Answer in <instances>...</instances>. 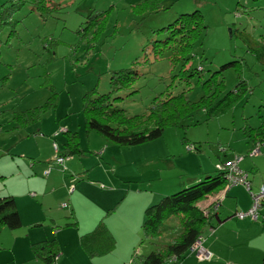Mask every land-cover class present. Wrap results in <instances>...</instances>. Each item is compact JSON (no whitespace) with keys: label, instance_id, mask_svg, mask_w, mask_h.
Instances as JSON below:
<instances>
[{"label":"rangeland","instance_id":"374dc122","mask_svg":"<svg viewBox=\"0 0 264 264\" xmlns=\"http://www.w3.org/2000/svg\"><path fill=\"white\" fill-rule=\"evenodd\" d=\"M52 1L63 7L61 14L44 18L20 0H0V174L17 168L25 155L27 158L34 155L35 161L54 162L65 149L67 134L64 132L70 130L76 134L84 153L73 155L71 163L66 162L63 168L46 165L58 185L62 184L68 167L73 168L80 160L87 166L86 173L91 180L101 176L104 170L115 175V184L98 179L95 185L101 191L112 190L124 195L128 190L136 193V186L144 193H153L157 204L163 197L191 186L194 177L214 175L222 150L238 158L251 156L250 151L247 154L244 128L257 127L264 120V62L261 58L264 0H150L147 5H141L145 0ZM137 4L141 6L132 7ZM157 4L159 10L155 9ZM194 11H200L207 30L196 43L187 66L203 69L200 76L205 79L204 84L211 78V72L221 70L224 78L220 92H216L215 85H207L206 94L203 83L195 85L196 76L188 80V85L186 79L179 78V67L170 65L167 56L155 60L150 53L151 43L163 38L157 31L173 23L179 15ZM99 12L106 13L103 14L104 27L96 40L91 41L90 34L82 36L78 30L87 17ZM146 57L150 62L141 63ZM135 61L139 63L136 69L140 77L131 90L112 95L123 98L115 102V106L124 109L128 116H145L146 119L150 116L151 122L156 119L152 115L158 117L164 111L167 114L173 106L183 102V97L192 108L175 116L172 123H165L164 132L157 140L125 148L87 130L83 98L91 92L107 94L111 73L131 68ZM242 82L247 92L241 85L237 87ZM231 91L237 93L234 100L226 96V103L220 104V112L214 116L207 114ZM208 96L210 99L206 100ZM47 101L53 106L37 123L25 129H14L16 116L22 118L26 115L24 112ZM187 108L184 105L182 109ZM52 125L57 132L48 140L38 137L39 127L49 129ZM21 138H37L41 145L32 149L30 144L20 141ZM113 169L117 170L114 174ZM73 178L79 179L76 175ZM14 179L12 176L0 179V191L14 188L15 195L19 196L23 188ZM79 191L88 198L94 197L86 182L81 183ZM50 194L54 198L62 197L54 203L53 212L67 206L69 187L65 193L57 190ZM176 225V220L168 222L169 227ZM10 232L5 228L0 241L12 245ZM73 233L67 231L59 239H70ZM206 233L210 230L205 231L203 241ZM167 234L168 237L158 242L141 241L135 261L174 241L176 236ZM13 247L10 249L18 258L22 257L19 247H14L15 250ZM62 248L65 250L61 261L66 263L72 245L70 242L62 244ZM7 264H13L12 260Z\"/></svg>","mask_w":264,"mask_h":264},{"label":"crops","instance_id":"0c3cea01","mask_svg":"<svg viewBox=\"0 0 264 264\" xmlns=\"http://www.w3.org/2000/svg\"><path fill=\"white\" fill-rule=\"evenodd\" d=\"M38 129V133H40L38 137L46 140L51 137V134L57 132L54 125L49 129L43 127ZM20 141L30 144L32 149L39 148L41 145L37 138L26 140L21 138ZM246 147L247 154L253 147H259L258 154L246 155L241 158L242 161L238 162L240 170L248 175L251 191L256 193L264 185V141L259 144L247 142ZM33 157L35 156L27 158L25 155L24 161L18 164L17 168L0 174L2 180L7 176L14 177L17 184L23 188L19 196L15 195L14 188L13 191H10L9 187L7 191H0V197H13L21 219V227L9 233L12 236V245L3 240L0 241V264H7L10 260L13 264H43L33 254L32 247L34 244L51 239L57 240L59 246L55 264H137L135 253L137 255L136 249L141 244L144 211L157 201L153 193H144L142 192L144 190H140L136 186V193L128 190L124 195L117 194L112 190L101 191L95 185L98 179L108 184H115L117 182L113 178L115 175L112 176L104 170L101 176L91 180L86 173L87 166L80 160L76 161L73 168L68 167V174L66 173L62 177V184L58 185L57 179L51 178V174L44 175L47 171L46 165L57 166L58 164L55 161V163L35 161L36 158ZM235 157H237L236 154L227 153L224 150L218 155L221 162L232 161ZM70 160L67 162L71 163ZM48 170L51 169L48 168ZM116 172V169L111 170L112 174ZM73 175L78 176V181L73 178ZM201 175L194 177L191 180L192 184L205 177ZM208 175L210 174L206 176ZM77 182L82 184L86 182L92 188L93 199L88 198L83 191H79L81 183L76 185ZM66 187H69L71 194L66 201L68 209L60 207V211L53 212L54 203L62 197L54 198L51 196L53 194L48 195V193H55L57 190H63L65 193ZM101 188H103V184ZM113 203L114 206H112ZM198 206L201 209L212 206L209 207L212 212L211 216H213L212 227L206 229L210 230V233H206L207 237L203 241V247L211 254L210 259L200 261L190 249L181 261L168 260L164 264H264V220L261 218L239 220L235 217L237 212H245L251 206L250 194L244 187L224 186L219 192L199 203ZM261 213H264V208ZM101 222L113 238L112 248L108 254L103 256L89 255L84 252L81 246L82 235L92 232ZM66 223H72V225L63 228L62 226ZM67 231L74 232L72 237L59 239ZM69 242L72 249L67 253L66 263H64L61 261L65 250L62 248V244L66 245ZM13 245L16 248L19 247L22 255L19 258L21 259L10 249ZM18 260L20 262H16Z\"/></svg>","mask_w":264,"mask_h":264},{"label":"trees","instance_id":"16d2710c","mask_svg":"<svg viewBox=\"0 0 264 264\" xmlns=\"http://www.w3.org/2000/svg\"><path fill=\"white\" fill-rule=\"evenodd\" d=\"M20 1L23 4L27 3L33 12L44 18L61 14L63 9V7L54 3L52 0ZM148 1L150 0H145L141 5H147ZM153 1L161 2V0ZM141 5L137 4V6L132 7L136 8ZM155 9L159 10L158 4ZM103 14L106 15L105 12H99L95 14L94 17L92 15L87 17L86 22H84L82 24L83 26L78 30L80 35L87 36L90 34L91 36L89 39L95 41L96 37L102 33L104 27L105 16ZM206 30L207 26L200 11L179 15L173 23L157 31L163 35V38L151 43L150 53L155 60L167 56L170 65L173 67L176 65V69L179 67L177 74L181 80L186 79L188 81L190 78L196 76L194 81L195 85H201L204 79L200 76V72L203 70L201 66H199V68H201V70H199L190 69L187 65L192 57V51L196 43L202 39ZM90 45L92 44L88 46ZM261 58L262 62H264V52L261 53ZM148 62L150 61L147 57L141 61V63L144 64ZM138 64V61H135L131 68L112 72L109 79L110 90L107 94L91 92V94L85 95L83 98V111L86 118L87 130L94 131L108 142L125 148H131L157 140L164 132L162 126L165 123H172L175 116H178L180 113L182 115L192 108L186 97H183V102L177 107L173 106L167 114L166 111H164L160 113L158 117L157 115H152L155 116L156 119L151 122L150 116L147 119L145 116H128L124 109L115 106L114 103L123 98L113 97L112 95L119 91L131 90L135 81L140 77L136 69ZM209 77L211 78L208 79L205 84H202L203 87L215 85L216 92H220L223 87L224 78L222 71L211 72ZM189 84L190 81H188V85ZM240 85L243 87L244 91L247 92L246 84L243 82L238 83L237 87ZM204 92H206V94L208 93V87L204 88ZM233 92L234 91H231L227 93V95L221 97L218 104L213 106L207 114L214 116L220 112L222 108L220 104L226 103V96H232L230 98L232 100L237 97V93ZM218 96L220 97L221 94ZM208 99H210L209 96L206 100ZM184 105L188 107L185 110L182 109ZM52 106L53 103L47 101V103L37 106L31 111L24 112L26 115L22 118L16 116L14 118L16 124L14 129H25L27 126L37 123L41 115ZM227 106L224 107L226 108ZM244 130L247 142L259 144L264 141V120L261 121V124L257 127H246ZM64 133L67 134V139L64 144L65 149L55 158L67 157L70 160L73 155H81L84 153L79 147L76 134L70 131ZM193 149H195V147H193ZM253 149L254 147L250 150L251 155H253ZM190 150H192V148H190ZM66 162H64V164ZM226 162H220L219 164H224ZM63 167L64 165L62 168ZM215 171L216 173L214 175L205 176L202 180H199L191 186L185 187L174 194H169L163 197L159 203L146 208L142 224V242L144 240H146V242H158L166 238V236L168 237L169 235L167 233H170L172 236L175 235L176 237L174 241L162 245L159 250L152 251L145 257H140L137 264H164L166 261L168 262V260L175 262L181 261L185 254L190 251L197 238L201 237L207 228L212 227L213 216H211L212 212L211 209H209V207L211 208L212 206L201 209L198 204L226 186L225 173L223 171H218L216 168ZM65 206L66 205L61 208L66 209L67 206ZM172 220H176L177 227L172 228L168 226V222ZM71 225L72 223H66L62 227L66 228ZM20 227L21 219L16 210L13 197L1 196L0 232L5 228L14 231ZM81 239V246L84 252L89 255H106L113 245V238L108 234V230L106 231L102 222L99 223L92 232L82 235ZM32 252L43 264H55L59 254L58 242L55 239H51L49 241L34 244Z\"/></svg>","mask_w":264,"mask_h":264},{"label":"built area","instance_id":"2783aa9c","mask_svg":"<svg viewBox=\"0 0 264 264\" xmlns=\"http://www.w3.org/2000/svg\"><path fill=\"white\" fill-rule=\"evenodd\" d=\"M259 153V147H255L252 150V154L256 155ZM241 158L235 157L234 160L228 161L224 164H218L215 168L218 171H223L225 173V181L227 187L242 186L246 191L249 192L251 197V206L245 212H237L235 217L239 220L252 219L257 220L259 218L264 220V213L261 211L264 208V185L261 186L256 193L251 191V183L248 180V175L240 170L238 167V162ZM67 157H57L55 162L63 166L64 162L68 161ZM49 170L45 171L44 175L47 176ZM202 237H198L195 243L192 245L191 251L195 254L196 258L200 261L209 260L211 254L203 247Z\"/></svg>","mask_w":264,"mask_h":264},{"label":"clouds","instance_id":"9594fccd","mask_svg":"<svg viewBox=\"0 0 264 264\" xmlns=\"http://www.w3.org/2000/svg\"><path fill=\"white\" fill-rule=\"evenodd\" d=\"M202 237V239H203V236H201ZM202 244H203V242H202Z\"/></svg>","mask_w":264,"mask_h":264}]
</instances>
